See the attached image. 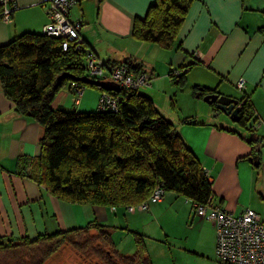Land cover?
<instances>
[{
  "label": "crops",
  "instance_id": "crops-1",
  "mask_svg": "<svg viewBox=\"0 0 264 264\" xmlns=\"http://www.w3.org/2000/svg\"><path fill=\"white\" fill-rule=\"evenodd\" d=\"M10 1L16 3L18 9L10 21L0 19V46L25 32L42 33L43 27L49 23L45 6L48 0ZM155 1L81 0L72 8L69 18L82 22V38L100 60L123 63L132 59L135 65L142 67V71L152 74L150 85L139 92L148 95L182 135H186L187 125L197 124L199 114L195 111L196 107L203 108L200 103L203 98L194 94L195 87L216 90L215 93L235 97L242 102L244 97L248 98L255 110V119L252 118L254 120L250 127L259 146V162L253 170L261 168L264 163V0H195L172 50L136 40L132 36L135 19H143ZM186 65L191 67L186 73L185 85L179 91L182 94L186 92L189 100L186 103L180 101V106L177 103L176 107L173 99H170L172 109L164 112L157 98L161 91L174 88L176 83L170 76L171 70ZM241 78L245 80L243 90L236 86ZM99 97L98 90L85 88L76 104L74 94L65 87L53 100L52 107L95 111ZM206 104L211 117L213 106ZM209 116L206 124L210 123ZM186 119L189 122L184 123ZM210 124L206 128L209 139L205 144L210 151L214 148L213 154L219 159V164L223 161L219 148L224 140L229 142L234 137L220 130L219 124ZM43 135L42 125L15 111L12 101L4 96L0 82V239L35 238L40 234L81 227L97 220L110 227L116 246L115 234L118 231L125 232V239L130 241L133 237L128 230L146 235L153 264H222L216 257L215 226L195 213L190 200L181 201L176 194L168 198L165 194L162 202L148 201L147 209L134 211L127 207L69 203L54 196L44 185L30 177L34 160L42 153L40 139ZM232 140L238 144L237 139ZM226 153L225 148L223 155ZM232 153L236 157L248 156L235 146L228 155ZM248 160L254 163V157ZM208 165L207 162L205 167ZM204 170H207L214 186L211 171ZM172 200L187 205L184 224L192 227L189 231L193 230L192 234L197 235L195 240L188 242L191 248L182 245L183 248L176 249V252L167 249L165 237L170 235L167 229L158 227L162 231L157 234V229L152 226L153 222L170 221L176 215L170 205L175 203ZM224 200L222 198V202H219L214 198L213 201L223 207ZM239 209L235 206L233 210ZM120 216L125 225L120 226ZM158 254L163 255L158 257Z\"/></svg>",
  "mask_w": 264,
  "mask_h": 264
},
{
  "label": "trees",
  "instance_id": "trees-1",
  "mask_svg": "<svg viewBox=\"0 0 264 264\" xmlns=\"http://www.w3.org/2000/svg\"><path fill=\"white\" fill-rule=\"evenodd\" d=\"M194 1L156 0L143 19H135L132 36L174 49ZM65 41L64 37L25 32L0 46L4 96L12 101L19 115L44 127L40 139L42 153L34 160L30 177L69 203L129 208L148 201L157 187L164 189L165 194L174 192L191 202H207L214 195L213 182L176 126L148 95L134 92L116 112L52 107L53 100L65 87L75 92L72 89L75 83L100 94L106 91L122 95L86 82L84 79H91L85 70L86 51L78 49L75 42H69L64 49ZM105 64L111 70L122 62ZM123 64L133 74L144 72L132 59ZM190 67L177 68L181 72L178 80L174 78V69L171 70L170 76L178 86L185 85ZM215 92L206 87L194 88V94L201 98ZM243 100L238 122L246 126L254 118L255 110L248 98ZM213 111L218 114L217 107ZM251 142L253 150L243 159L257 157L259 153L256 138ZM128 231L135 243L132 254L119 252L110 227L97 220L35 238L0 239V264H46L67 245L92 256L98 260L96 264H153L146 235Z\"/></svg>",
  "mask_w": 264,
  "mask_h": 264
},
{
  "label": "rangeland",
  "instance_id": "rangeland-1",
  "mask_svg": "<svg viewBox=\"0 0 264 264\" xmlns=\"http://www.w3.org/2000/svg\"><path fill=\"white\" fill-rule=\"evenodd\" d=\"M179 89L180 86L175 84L172 90L161 91L159 97L157 98V102L158 105L163 108L164 112L168 113L167 110L172 109L170 99H173V103L176 107L177 103L179 104L178 107L180 106V101H182V103H186V101L189 100V96L186 94V92L182 94ZM143 90L144 88H142L140 91ZM191 92L193 94V91ZM180 97H182V100H180ZM200 103L201 105H203V108L198 109V107H196L195 109V111L199 114L197 124L192 126L187 125L186 127L188 128L186 131V135H181L183 136L186 144L190 146L196 153L202 167H205V164L208 162L209 165L206 166L204 169L210 170L211 175L214 177V198H217L219 202H222L221 199L225 198L222 204L223 207L229 211H232L236 215L240 214L247 208H251L257 213H259L264 219V163L261 165V168H255V170H253V167H255V165H253L254 163L252 161H249L248 159H243V156L236 157V155L234 156L233 153L228 155V153L234 146L236 148L239 147L241 151L245 152L244 154H251L254 144L251 142V140L252 138H254V134L252 127L250 126L252 125L253 120L255 118L253 120L251 119L246 126H243L240 125L238 122L233 121L229 116L224 114V112L219 109L218 115L213 112L210 117L207 113V104L204 99H202ZM213 107H216V104ZM91 110L92 109H87L86 112H89ZM208 116L210 117V123L219 124L218 126L220 130H223L227 133V135L234 137L231 138L229 142H225L224 140L221 147L219 148V155L223 160L221 161L222 163L219 164H217V160L219 159L213 154L214 148L210 151V149H208L205 144L206 141L209 139L208 135H206V128L211 125L210 123H205ZM232 139H237L238 144ZM225 148L227 150V153L223 155V150ZM173 194L175 195L176 193L166 192L167 198L169 196H172ZM176 196L181 201H184V199H186L184 197L178 196L177 194ZM181 201L176 203L174 200H172V202L175 203H172L170 205H172V207L174 208L176 215H173L170 221L161 220V222L159 223H152L153 228L157 229V234H160V231H162L158 227L167 229V232H169L170 234L169 236L165 237L167 239L168 244L167 249H171V251L173 252H176V249L180 250V248H183V246L188 245V242L190 243V241L195 240L197 236L195 234H192L193 230H191V232L189 231V229L192 227L184 224V222H186L185 216L187 205L185 206L183 204L184 202ZM235 206L240 207V209L233 210ZM119 222L120 226H122V224H126L124 223L122 216H120ZM126 235L127 234L123 231H118V233L115 234V241H117L118 245L116 246V248L122 254H126L127 252H135L134 240L131 236L130 238L133 241L125 239ZM188 236L191 238L190 240H188ZM124 240L127 241L125 242ZM188 246H190L191 248V245ZM166 251L167 250H165V253ZM161 255L163 254H158V257ZM97 262L98 260H95V258H92V256L85 255L84 253L79 252L74 247L67 245L64 246L56 254H54L46 262V264H96Z\"/></svg>",
  "mask_w": 264,
  "mask_h": 264
},
{
  "label": "built area",
  "instance_id": "built-area-1",
  "mask_svg": "<svg viewBox=\"0 0 264 264\" xmlns=\"http://www.w3.org/2000/svg\"><path fill=\"white\" fill-rule=\"evenodd\" d=\"M80 1L48 0L45 6L49 23L43 27L42 34L66 38L67 41L63 43L64 49L68 48L69 42H75L78 49L81 48L86 51L84 64L87 76L95 80L111 81L119 86V93L122 92V95H114L106 91L101 92L97 109L116 112L120 109L125 98L150 85L152 74L145 71L133 74L129 71L128 66L123 63L109 70L105 62L100 60L88 46L84 45L81 35L82 22L71 21L69 18L72 8L78 5ZM0 5L2 6L0 19L10 21L18 6L10 0H0ZM180 74V70L174 69L175 80L179 79ZM244 84L245 80L241 78L236 86L243 90ZM72 87L75 91L73 93L74 101L78 104L84 88H80L76 83ZM205 173L208 176L207 170ZM164 196V189L157 187L148 201L162 202ZM213 200L214 196L205 203L192 202V205L199 217L211 221L215 226V251L218 261L222 264H264V219L262 216L251 208H247L236 215L214 203ZM148 201L138 206H131L129 209L131 211L145 210Z\"/></svg>",
  "mask_w": 264,
  "mask_h": 264
},
{
  "label": "water",
  "instance_id": "water-1",
  "mask_svg": "<svg viewBox=\"0 0 264 264\" xmlns=\"http://www.w3.org/2000/svg\"><path fill=\"white\" fill-rule=\"evenodd\" d=\"M63 75L61 76V78ZM89 84H93L99 87L104 88L109 91H119V86L111 81H101V80H92V79H84ZM204 101L208 104H216V107L223 111L224 114L228 115L233 121L238 122L241 118L242 106L244 101L242 102L240 99L225 95H220L218 93L208 94L204 96ZM258 157H254V165L258 166Z\"/></svg>",
  "mask_w": 264,
  "mask_h": 264
}]
</instances>
